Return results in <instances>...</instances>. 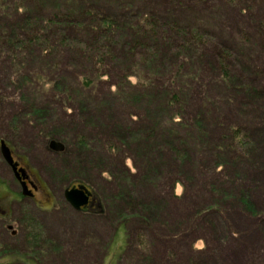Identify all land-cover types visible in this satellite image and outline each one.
Segmentation results:
<instances>
[{"label": "rangeland", "instance_id": "1", "mask_svg": "<svg viewBox=\"0 0 264 264\" xmlns=\"http://www.w3.org/2000/svg\"><path fill=\"white\" fill-rule=\"evenodd\" d=\"M154 1L163 11L166 1L172 9L178 4ZM222 4H209L217 10V42L255 41L249 24L262 19L264 5L250 7V15ZM198 11L206 14L202 5ZM21 59L33 69L26 53ZM9 60L0 61V264H264V110L248 106L238 89L227 91L213 74L205 75L183 113L189 121L203 103V131L214 151L190 143L175 145L177 151L153 125L159 116H144L142 103L95 101L101 88L86 100L71 89L75 96L64 108L63 89L43 85L48 76L29 89L24 72L11 65L19 61ZM232 60L234 73L242 75L235 88L253 83L264 101V76L251 74L239 55ZM66 66L56 61L52 80L85 74ZM129 114H137L134 121ZM51 139L63 150L56 151ZM3 140L30 174L34 197L19 196L23 187L1 153ZM236 148L241 157L232 153ZM72 184L95 194L89 211L67 202L64 192ZM28 216L35 220L29 227ZM40 232L35 242L32 234Z\"/></svg>", "mask_w": 264, "mask_h": 264}, {"label": "trees", "instance_id": "2", "mask_svg": "<svg viewBox=\"0 0 264 264\" xmlns=\"http://www.w3.org/2000/svg\"><path fill=\"white\" fill-rule=\"evenodd\" d=\"M184 1L188 3L184 4ZM184 1L177 0L173 9L166 1L167 10L163 11L156 8L158 4L154 0H0V61L5 58L10 59L9 62L13 58L19 61L17 65H11L19 66L24 72L22 84L29 89L38 77L48 76L43 85L51 87L50 90L63 89L59 104L64 108L75 96L71 89H76L86 100L89 93L97 94L101 88L105 90L103 96H96L95 101L140 102L145 105L144 116L148 119L159 116L161 121H155L153 125L158 133L163 132V139L177 151L175 145L184 143L187 147L190 143L189 148L202 146L203 152L212 155L214 148L211 151L203 131L206 115L202 111L203 103L199 113L188 121L183 113L188 107L186 100L199 85L203 89L205 75L213 74L227 91L238 89L253 110H264L263 99L254 95L259 88L251 87L253 83L246 82L248 88H235L242 75L234 73L236 68L232 60L237 54L251 74L260 72L264 76V16L261 20L257 18L256 24H249L255 34V41L251 44L245 40L220 44L213 34L217 25L212 17L217 10L209 6L215 0ZM218 1L243 13H249L250 7L256 11L254 8L264 5V0ZM199 5L206 12L203 16L198 11ZM155 11H159L160 16ZM6 18L12 19L9 24L5 23ZM25 53L32 70L28 69L29 65L24 67L26 59L19 60V56ZM210 54L214 55L212 66L207 65ZM252 54L257 56L252 57ZM54 57L64 66L70 65L77 71L81 69L85 74L73 76V79L64 76L52 80ZM20 70L15 72L18 74ZM60 71L65 75L67 66ZM260 86L264 87V83ZM134 115L137 116L128 115L129 122L135 120ZM177 128L185 135L177 134ZM235 133L234 140L245 148L243 144L246 143ZM50 145L56 151L63 150L55 139H51ZM232 153L242 155L237 148ZM19 196L23 197L22 194ZM89 210L88 207L83 209L85 212ZM25 220L28 227L35 222L30 216ZM40 234H32L35 242Z\"/></svg>", "mask_w": 264, "mask_h": 264}, {"label": "water", "instance_id": "3", "mask_svg": "<svg viewBox=\"0 0 264 264\" xmlns=\"http://www.w3.org/2000/svg\"><path fill=\"white\" fill-rule=\"evenodd\" d=\"M1 153H3V157L12 167L13 173L22 185V195L25 197H33V193L29 189V185H27L28 175L26 174V170L24 168H20V163L14 160L13 153L7 142L4 140L1 141ZM64 194L68 203L77 211H82L83 208L88 207L91 199L93 198V193L85 184L79 185L78 187L68 188Z\"/></svg>", "mask_w": 264, "mask_h": 264}, {"label": "flooded vegetation", "instance_id": "4", "mask_svg": "<svg viewBox=\"0 0 264 264\" xmlns=\"http://www.w3.org/2000/svg\"><path fill=\"white\" fill-rule=\"evenodd\" d=\"M11 149V148H10ZM12 151V150H11ZM13 157H14V154H13ZM14 160L16 161V159L14 158ZM18 162V161H17ZM19 163V162H18ZM20 168H23V167H21V164H20ZM25 169V168H24ZM26 170V174L28 175V178H27V185H29V189H30V187H32L33 188V190H37V187L33 184V182H32V180H31V176H30V174H28V171H27V169H25ZM79 186V185H78ZM88 187V186H87ZM88 189L91 191V189L88 187ZM31 190V189H30ZM32 191V190H31ZM92 192V191H91ZM32 193H33V191H32ZM33 197H34V193H33ZM94 198H95V196H94V193H93V198L91 199V203H90V205L88 206V208H90L91 209V207H93V205H94V202H95V200H94ZM93 201V202H92ZM87 208V207H86ZM86 208H85V210H86ZM81 212V211H80Z\"/></svg>", "mask_w": 264, "mask_h": 264}, {"label": "bare ground", "instance_id": "5", "mask_svg": "<svg viewBox=\"0 0 264 264\" xmlns=\"http://www.w3.org/2000/svg\"><path fill=\"white\" fill-rule=\"evenodd\" d=\"M19 181V180H18ZM72 187H78V185H73V186H71V188ZM95 200V199H94ZM68 202V201H67ZM93 202V201H92ZM91 203V202H90ZM86 208V207H85ZM84 209V208H83ZM83 211V210H82Z\"/></svg>", "mask_w": 264, "mask_h": 264}]
</instances>
